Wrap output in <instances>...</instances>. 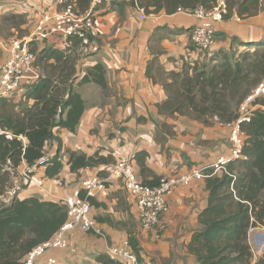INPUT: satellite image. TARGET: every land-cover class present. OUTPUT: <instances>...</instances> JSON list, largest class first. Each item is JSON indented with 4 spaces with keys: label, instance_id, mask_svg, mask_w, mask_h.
<instances>
[{
    "label": "crops",
    "instance_id": "obj_1",
    "mask_svg": "<svg viewBox=\"0 0 264 264\" xmlns=\"http://www.w3.org/2000/svg\"><path fill=\"white\" fill-rule=\"evenodd\" d=\"M70 3L75 4L78 13L93 15L97 36L90 46L80 47L74 41L64 49L57 36L43 41L33 39L35 23L42 14L60 12ZM263 8L261 2L256 15L240 18L236 5L229 19L215 22L216 43L211 52L263 43ZM138 9L136 0H0V68L8 58L7 46L12 39L31 41L30 49L36 57L48 49L75 53L74 90L85 102L76 131L55 129L61 146L54 142L46 145V156L59 155V173L48 178L46 167L31 168L28 183L15 196L6 198L8 202L13 198H37L62 204L67 197L82 193L81 179L102 173L105 177L120 158L132 163L142 182L154 186L192 167H208L219 156L228 154L229 131L224 124L215 119L199 124L186 116L167 117L158 112V105L167 98L162 87L171 81L167 75L180 73L185 64L203 58L190 45V32L198 20L164 11L144 12L145 19L141 20ZM96 65L105 69V86L79 84ZM148 69L152 78L146 75ZM258 110L264 111V107L258 104ZM69 152L98 155L108 162L71 172ZM140 163L148 172L140 173ZM27 169L24 163L16 169L13 185L22 181ZM48 169L54 170L52 165ZM106 187V197L92 199L91 213L104 238L76 229L69 249L51 251L39 258L38 264H45L50 257L59 264H101L96 257L105 256L108 245L121 246L128 243L129 237L137 242L139 257L153 264H197L189 245L200 228L198 217L207 205L203 180L175 188L167 198L168 211L149 231L141 229L134 203L119 182L110 181Z\"/></svg>",
    "mask_w": 264,
    "mask_h": 264
},
{
    "label": "trees",
    "instance_id": "obj_2",
    "mask_svg": "<svg viewBox=\"0 0 264 264\" xmlns=\"http://www.w3.org/2000/svg\"><path fill=\"white\" fill-rule=\"evenodd\" d=\"M215 1L136 0V3L146 14L161 11L172 14L178 8H211ZM234 1L238 2L240 18L244 14L247 17L256 15L259 5L264 3V0ZM225 3L224 20L230 18L233 8L229 0ZM246 48L251 51L243 53L241 60L224 57L221 63L209 69L205 65L188 63L180 73L167 75L171 81L162 84L167 98L158 105V112L167 117L216 118L221 124L234 121L239 106L264 78V42L251 43ZM65 51L43 50L39 53L36 65L41 70V79L30 89L25 102L0 101V264H23L24 257L50 240L67 220V211L62 204L37 198L21 201L13 198L8 204L2 201L7 183L15 177L21 164L34 168L46 156L48 143L61 146L55 129L74 133L78 127L85 102L74 90L77 79L75 53ZM104 75L105 69L96 65L87 71L79 84L94 83L104 87ZM146 75L152 78L149 69ZM257 104L264 107V101ZM242 131L245 135L243 158L221 171L210 168L203 171L207 205L198 217L200 228L189 245L197 264L252 263L250 230L264 227V111H255L250 122L242 126ZM107 162L98 155L87 157L69 152L71 172L96 168ZM50 165L53 171H49ZM43 166L48 178L56 176L61 169L59 155L49 158ZM139 168L141 174L148 172L143 163ZM79 196L83 197V194L79 193ZM90 203L94 205L92 199ZM128 245L141 260L133 237L128 238ZM258 258L255 264H264V257ZM96 260L101 264H120L104 255L97 256Z\"/></svg>",
    "mask_w": 264,
    "mask_h": 264
},
{
    "label": "built area",
    "instance_id": "obj_3",
    "mask_svg": "<svg viewBox=\"0 0 264 264\" xmlns=\"http://www.w3.org/2000/svg\"><path fill=\"white\" fill-rule=\"evenodd\" d=\"M138 10L141 13L140 19H145L144 10L141 8ZM176 12L195 17L198 20L190 32V42L193 47L201 51H209L214 47L216 43L214 24L227 14L225 0H216L211 8L203 6H196L193 9L178 8ZM50 36L59 37L64 49L69 48L74 41H77L80 47L90 46L97 36L93 15L78 13L74 3L67 4L60 12L44 13L37 19L32 37L35 40L43 41ZM30 44L31 41L18 39H12L8 43V58L0 68V101L5 100L14 104L25 102L30 89L40 81L42 73L36 65V55L31 51ZM262 97H264V78L239 106L236 119L231 123L224 124L229 131L228 154L219 156L208 167H192L183 175L163 178L157 186L150 187L143 184L138 178L131 162L120 158L109 167L105 177L89 175L83 178L80 182L83 197H67L62 203L67 211L66 222L50 240L33 248L24 257L23 264H38L37 260L51 251L69 249L71 234L76 229L104 238L91 214L93 206L90 200L99 196L106 197V183H110V181L121 182L123 189L132 199L141 229L149 231L156 227L162 216L168 211L167 198L175 188L187 187L194 181L203 180V171L206 169L221 171L228 164L243 158L242 148L245 135L242 126L250 122L254 112L258 110L257 101ZM48 159V156L40 159L38 166L35 167H44L43 165ZM30 172L31 169L28 168L27 173L23 175L24 184L28 183ZM19 189V186L16 187V190ZM260 229L255 227L250 232L254 233ZM255 242L256 249L259 250L258 256L264 257V241L257 239ZM105 256L120 264H153L149 260L138 259L130 250L127 242L121 246L108 245ZM256 258L254 255V260ZM45 264L59 263L50 257Z\"/></svg>",
    "mask_w": 264,
    "mask_h": 264
},
{
    "label": "rangeland",
    "instance_id": "obj_4",
    "mask_svg": "<svg viewBox=\"0 0 264 264\" xmlns=\"http://www.w3.org/2000/svg\"><path fill=\"white\" fill-rule=\"evenodd\" d=\"M225 2H226V0H225ZM229 4L231 6H233V7H235L238 4V2L236 3V1H234V0H229ZM262 6L264 7V3H262ZM212 49H210L209 51L208 50L207 51H201V50H199L200 52H198V54L201 55L203 58H202V61L199 60L198 62H195V63H198L200 66L201 65H205L207 67V69H209L210 67H213V66L218 65L219 63H221L223 61V58L224 57H228L231 60H241L242 59L241 57H242V54L243 53H245L247 51H251L250 50L251 48H246V47L243 48V49H241V50H238V47H235V50L234 51H230V52L227 51V50H224V51L220 50V51H217V52H211ZM46 51H52V50L48 49ZM263 101H264V97L260 98L257 102L258 103H262ZM189 119L195 120L199 124L204 123L205 125H206V122L205 121H207V123H209V120H210V118H204V119H200L199 120V119H197V118H195L193 116L192 117H189ZM24 142H25V140H24ZM226 145L227 146H230L229 138H228V142L226 143ZM101 175H104V173L100 174V176ZM82 180L83 179H81L80 182ZM119 184L121 185V188H123L121 182H119ZM24 185L25 184H24L23 180L22 181H19L16 185H13V181L10 180L7 183V185H6L5 194H4V197H3L2 201L5 204H8L9 202L7 201L6 198L9 199V198H12L13 196H15L17 193H19L23 189ZM18 186H19L20 189L19 190H16V187H18ZM263 199H264V195H263ZM259 228H261L260 229L261 230L260 232L259 231H255L254 233L253 232H250V234H249V244H250V247H251V250H252V254H253V260H252V263L251 264H255L256 261L259 259L258 258L259 257L258 256L259 250L256 249V242L255 241L257 239H260V240L264 241V227H259ZM254 255L257 257L256 258L257 260H254Z\"/></svg>",
    "mask_w": 264,
    "mask_h": 264
}]
</instances>
